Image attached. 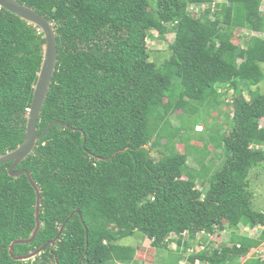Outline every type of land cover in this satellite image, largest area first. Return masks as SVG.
I'll return each mask as SVG.
<instances>
[{"label": "trees", "instance_id": "1", "mask_svg": "<svg viewBox=\"0 0 264 264\" xmlns=\"http://www.w3.org/2000/svg\"><path fill=\"white\" fill-rule=\"evenodd\" d=\"M19 1L57 33L38 132L54 120L70 128L53 125L17 166L41 188L42 225L15 253L66 225L53 251L13 259L8 245L35 228L36 191L27 175H9L11 162L0 165V264H57L56 255L60 264H131L139 249L121 240L138 236L174 264H239L261 246L264 211L249 176L264 166V0ZM154 31L174 34L161 62L150 59ZM44 43L38 27L0 7V155L25 139ZM242 227L261 230L219 246L198 238Z\"/></svg>", "mask_w": 264, "mask_h": 264}, {"label": "water", "instance_id": "2", "mask_svg": "<svg viewBox=\"0 0 264 264\" xmlns=\"http://www.w3.org/2000/svg\"><path fill=\"white\" fill-rule=\"evenodd\" d=\"M0 7L7 9L13 14L26 20L28 23L38 27L39 31L43 33V36L45 38L42 63H41L40 71L38 73L36 84L34 85L32 105L27 114V128H26L25 139L15 149L0 155V165L11 162V165L8 168L9 175L13 177H18L22 174L27 175L31 185L34 187L36 191V205H35L36 225L34 230L32 231L29 237L17 238L8 245L9 253L13 259L19 261H27L30 259H34L36 256L40 255L48 246H50L51 251H53L56 245V241L59 239L60 235L62 234L66 223H63L58 234L54 238L42 244L40 247L33 249L25 254L15 253L16 244L30 243L34 241L42 225L41 188L37 183V181L34 179L31 171H29L26 168H17V166L34 151L37 142L41 140L48 133V131L51 129L53 125L59 124L69 128L70 125L68 121L54 120L47 125V127L42 133L38 132V120L50 90V86L52 83L54 72L56 70L58 54H59L57 33L53 22H51L44 14L40 13L35 8L19 0H0ZM83 138H84L83 146L85 147L86 145L85 134ZM76 212H78L82 217L81 210H77ZM74 213L75 212L71 213L69 215V218ZM83 258L84 257H82L81 262ZM55 259H56V263L60 264L57 255L55 256Z\"/></svg>", "mask_w": 264, "mask_h": 264}, {"label": "rangeland", "instance_id": "3", "mask_svg": "<svg viewBox=\"0 0 264 264\" xmlns=\"http://www.w3.org/2000/svg\"><path fill=\"white\" fill-rule=\"evenodd\" d=\"M262 8H264V4L262 5ZM199 8L195 7L194 11H198ZM242 33V32H241ZM240 33V34H241ZM154 36L150 37L147 39V43L150 49H152V54H151V60L161 62L166 55H169L170 53V48H169V43L171 42L174 34L173 33H168L166 34L165 39L158 38V33L156 31L153 32ZM261 89L264 90V83H261L259 85ZM230 99V98H229ZM228 110H232L231 106H228ZM219 119V118H218ZM174 122L177 124L179 123V119L177 117H173ZM218 122H221V119L218 120ZM263 124H264V119H263ZM197 130H202L203 126L199 125L196 127ZM212 157H214V154H211ZM155 156L158 157V153H155ZM213 161V160H212ZM216 161V160H215ZM189 163L193 166L194 161L192 157H190ZM250 180V189L252 191V204L255 206V208L264 211V166L259 165L255 168L250 173L249 176ZM198 188L199 189H204V186L201 183H198ZM261 228H255V229H250L248 227H242L239 231H232V229H223L219 231L218 233L214 234L213 236L207 235L205 233H202L198 235V238H207L206 242L209 241L215 242V246H219L220 243L222 242H227V243H232L233 241H237L236 243H240L239 237L244 233L246 235L250 236H257L260 232ZM175 237V236H174ZM184 239H190L188 235H183L182 236ZM197 239V240H199ZM194 241V240H193ZM121 243L123 244H135V246L139 249L137 255H136V260L132 262L131 264H174L175 259L173 257H167L165 251H157L153 253V248L151 245V241L149 239H141L140 236L138 237H126L121 240ZM178 245L174 241L171 243V249L175 250ZM205 247V244L202 245V248ZM264 247V242L261 244V246H258L256 248H253L250 250V252L245 256L242 257V261L244 259H247L249 257H254V256H260L261 258L264 259V250H262ZM189 251H193V246L190 245L187 248ZM187 250V251H188ZM188 255V253H186ZM181 264H185L186 260L182 258ZM242 261L239 263L241 264ZM114 264H122L115 262ZM177 264H180L178 262ZM221 264H228V263H221Z\"/></svg>", "mask_w": 264, "mask_h": 264}, {"label": "clouds", "instance_id": "4", "mask_svg": "<svg viewBox=\"0 0 264 264\" xmlns=\"http://www.w3.org/2000/svg\"><path fill=\"white\" fill-rule=\"evenodd\" d=\"M27 111L29 112L28 109H27ZM27 114H28V113H27ZM176 250H177V247H176V249H175L174 251H176ZM178 252L183 253V251H178ZM188 252H191V251L188 250ZM181 253H180V254H181ZM184 254H186V253H184ZM186 259H187V258H185V260H186ZM182 261H183V260L181 259V260H180V264H181ZM197 262H200V261H197ZM195 263H196V262H195ZM200 263H201V262H200ZM185 264H189L188 260H186ZM191 264H194V263H191Z\"/></svg>", "mask_w": 264, "mask_h": 264}, {"label": "built area", "instance_id": "5", "mask_svg": "<svg viewBox=\"0 0 264 264\" xmlns=\"http://www.w3.org/2000/svg\"><path fill=\"white\" fill-rule=\"evenodd\" d=\"M28 110H30V108H28ZM262 250H264V247H263V249ZM194 264H208L207 262H196V263H194Z\"/></svg>", "mask_w": 264, "mask_h": 264}]
</instances>
